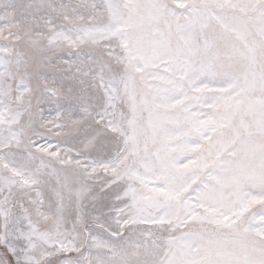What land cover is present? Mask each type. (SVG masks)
Returning a JSON list of instances; mask_svg holds the SVG:
<instances>
[{
  "label": "snow or ice",
  "instance_id": "obj_1",
  "mask_svg": "<svg viewBox=\"0 0 264 264\" xmlns=\"http://www.w3.org/2000/svg\"><path fill=\"white\" fill-rule=\"evenodd\" d=\"M0 264H264V0H0Z\"/></svg>",
  "mask_w": 264,
  "mask_h": 264
}]
</instances>
